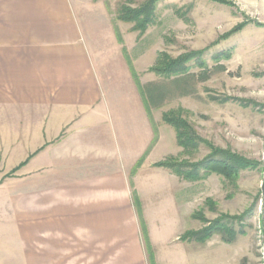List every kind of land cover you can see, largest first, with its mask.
I'll return each mask as SVG.
<instances>
[{"label": "crops", "instance_id": "1", "mask_svg": "<svg viewBox=\"0 0 264 264\" xmlns=\"http://www.w3.org/2000/svg\"><path fill=\"white\" fill-rule=\"evenodd\" d=\"M97 1L0 0V264H148L134 198L165 139Z\"/></svg>", "mask_w": 264, "mask_h": 264}, {"label": "rangeland", "instance_id": "2", "mask_svg": "<svg viewBox=\"0 0 264 264\" xmlns=\"http://www.w3.org/2000/svg\"><path fill=\"white\" fill-rule=\"evenodd\" d=\"M143 1L99 0L97 6L106 9L112 19L119 59H123L122 45L116 33L127 48L139 81L152 90V82H161L163 100L149 109L152 125L158 135H164L165 142L151 153L150 161L168 154L188 157L177 145L174 129L161 118L164 111L181 107L188 111L186 118L200 136L258 163L256 169L240 170L235 181L215 173L202 180L185 181L169 169L145 162L138 176L143 200L138 206L134 198V205L136 211L140 209L139 224L142 219L150 243L147 248L139 225L147 261L150 264L151 253L155 264H264V235L259 232L264 154V0H159L155 23L138 35L131 22L119 20L116 14L122 4L136 6ZM235 26L241 27L228 33ZM159 52L182 58L181 68L162 76L149 70ZM121 62L125 65V60ZM207 152L200 146L189 157L197 160ZM198 210L207 220L221 213H245L240 222L233 223L242 233L230 243L216 234L204 243L181 240L185 230L204 225L191 216ZM0 249L8 256L13 252V240L9 245L0 244Z\"/></svg>", "mask_w": 264, "mask_h": 264}, {"label": "trees", "instance_id": "3", "mask_svg": "<svg viewBox=\"0 0 264 264\" xmlns=\"http://www.w3.org/2000/svg\"><path fill=\"white\" fill-rule=\"evenodd\" d=\"M158 1L159 0H144L136 6L122 4L117 11L116 17L121 21L131 22L132 29L138 31V35H142L146 29L156 21L155 9ZM240 27L241 26H235L229 30L228 33ZM118 40L121 41L120 36H118ZM157 59L156 64L149 67V70L153 71L156 75L162 76L163 74H169L173 69L176 70L181 68L182 58H171L165 52H159ZM130 69L147 107L158 106L159 99L163 100L164 96L162 86H160L161 82H152L154 89H148L147 83L141 84L139 82L138 75L131 62ZM187 112V110L181 107L171 108L164 111L161 118L164 123L170 125L174 129L176 143L182 148L183 154L185 153L188 157L184 158L178 155H167L154 162L152 166L169 169L173 174L185 181L202 180L212 173L221 175L227 180L235 181L240 170L257 168L258 163L256 160L247 158L231 150L229 147L223 148L216 146L208 139L200 136L191 122L186 118ZM200 146L205 147L208 152L202 158L192 160L189 155L197 152ZM135 201L138 202L136 197ZM208 201L210 202L209 198ZM209 206L213 209L212 202H210ZM137 212L138 215H141L140 209H138ZM191 216L194 219L204 222V225L198 229L185 230L179 237L181 240L204 243L216 234L220 235L224 242L230 243L236 239L238 233H242L235 229L233 223L237 220V222H240L241 218L245 216V213L240 216L221 213L214 219L207 220L202 211L198 210L193 212ZM140 226L144 234L146 246L149 248L150 243L148 242L146 227L142 219L140 220ZM149 261L150 264H155L151 253L149 254Z\"/></svg>", "mask_w": 264, "mask_h": 264}, {"label": "water", "instance_id": "4", "mask_svg": "<svg viewBox=\"0 0 264 264\" xmlns=\"http://www.w3.org/2000/svg\"><path fill=\"white\" fill-rule=\"evenodd\" d=\"M262 167H263V173L260 184V192H261L260 208H261L262 230L264 235V154L262 156Z\"/></svg>", "mask_w": 264, "mask_h": 264}, {"label": "built area", "instance_id": "5", "mask_svg": "<svg viewBox=\"0 0 264 264\" xmlns=\"http://www.w3.org/2000/svg\"><path fill=\"white\" fill-rule=\"evenodd\" d=\"M259 232L263 233L262 227L259 229Z\"/></svg>", "mask_w": 264, "mask_h": 264}]
</instances>
